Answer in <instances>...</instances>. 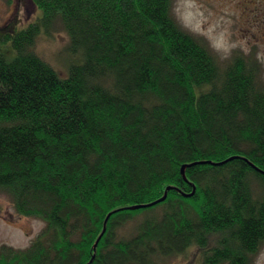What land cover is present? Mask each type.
<instances>
[{"label":"trees","instance_id":"1","mask_svg":"<svg viewBox=\"0 0 264 264\" xmlns=\"http://www.w3.org/2000/svg\"><path fill=\"white\" fill-rule=\"evenodd\" d=\"M31 1L40 17L0 34V189L45 227L0 264H156L191 247L250 264L264 245L259 63L222 67L174 0ZM58 22L83 57L66 77L34 50ZM169 186L113 213L94 250L110 212Z\"/></svg>","mask_w":264,"mask_h":264},{"label":"rangeland","instance_id":"2","mask_svg":"<svg viewBox=\"0 0 264 264\" xmlns=\"http://www.w3.org/2000/svg\"><path fill=\"white\" fill-rule=\"evenodd\" d=\"M40 15L31 0H0V34L23 29ZM173 15L183 29L208 45L222 67L235 53L251 56L259 63L264 80V0H174ZM69 46V35L58 22L39 34L34 50L66 77L72 64L83 61ZM136 219L119 229L118 235H130ZM44 227V221L19 214L9 195L0 189V248L26 249ZM202 258V253L191 247L183 254L159 258L156 264H203ZM250 264H264V245Z\"/></svg>","mask_w":264,"mask_h":264},{"label":"water","instance_id":"3","mask_svg":"<svg viewBox=\"0 0 264 264\" xmlns=\"http://www.w3.org/2000/svg\"><path fill=\"white\" fill-rule=\"evenodd\" d=\"M231 159H233V158H229L228 160H231ZM222 163H223V162H222ZM186 167H187L186 165H183L182 168H181V173H182V175H183V177H184L185 179H186V175H185V168H186ZM172 188H173V187H170V186L167 187V189H166L165 192H164V195H163L161 198H159V199H157V200H155V201H153V202H150V203H148V204H141V205L128 206V207H124V208L115 209V210H113L112 212H110V213L106 216V219H105V222H104L103 230H102L101 234L99 235V237L97 238V240H96V242H95V244H94V250L97 248L98 243H99V241H100L102 235L104 234V232H105V230H106V228H107V221H108V219L110 218V216H111L113 213H115V212H117V211H119V210H123V209L138 210V209H141V208H147V207L155 206V205H157V204H159V203H161V202H163V201L166 200V198H167V196H168V191L171 190ZM93 259H94V256L92 257V260H93ZM92 260H91V261H92Z\"/></svg>","mask_w":264,"mask_h":264},{"label":"bare ground","instance_id":"4","mask_svg":"<svg viewBox=\"0 0 264 264\" xmlns=\"http://www.w3.org/2000/svg\"><path fill=\"white\" fill-rule=\"evenodd\" d=\"M231 158H232V157H231ZM250 164H251V166H252L254 169H256V170L260 171L262 174H264V170H263V169L258 168L255 164H253V163H251V162H250ZM258 252H259V251H258ZM257 254H258V253H257ZM257 254H256V255H257ZM256 255H255V256H256ZM255 256H254V257H255Z\"/></svg>","mask_w":264,"mask_h":264}]
</instances>
